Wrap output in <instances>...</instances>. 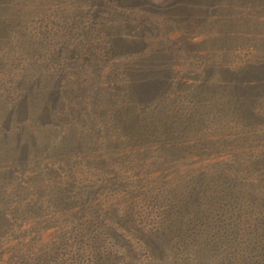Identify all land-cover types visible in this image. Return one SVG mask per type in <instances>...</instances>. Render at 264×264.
I'll return each mask as SVG.
<instances>
[{
    "label": "trees",
    "instance_id": "16d2710c",
    "mask_svg": "<svg viewBox=\"0 0 264 264\" xmlns=\"http://www.w3.org/2000/svg\"><path fill=\"white\" fill-rule=\"evenodd\" d=\"M133 11L175 29L209 21L223 39L203 50L170 32L178 58L149 45L157 28ZM81 69L98 105L116 95L112 144L91 145L94 113L57 127ZM106 69L117 77L103 83ZM260 179L264 0H0V239L18 235L0 264H264V185L246 206L232 186Z\"/></svg>",
    "mask_w": 264,
    "mask_h": 264
},
{
    "label": "rangeland",
    "instance_id": "374dc122",
    "mask_svg": "<svg viewBox=\"0 0 264 264\" xmlns=\"http://www.w3.org/2000/svg\"><path fill=\"white\" fill-rule=\"evenodd\" d=\"M148 3L157 6V7H162L165 5H168L170 3H172L174 0H145ZM221 13L223 12V9L220 8ZM124 16L126 18H128L130 21L133 20H140L143 19L146 21V23L151 26V24L153 25L152 28H157V32L153 33L151 35V37L149 38V45L151 47H155V48H161L163 50H165L168 54L178 57V58H184V52L182 50V48H180L174 41L173 39L168 38V34L170 33L171 37H174L177 32H182V33H196L194 40L200 41L202 40L203 42L200 44L203 50H209L212 46L213 43L218 44V42H221V39H223V37H210L208 36L211 32H212V26L210 25V22L207 21L205 22L203 25H198L197 23L189 20L186 21L182 24H178V26L175 29V26H172L171 24L165 23L163 21V18L160 14H156V15H150V14H144V13H139L137 11H133V12H128L126 14H124ZM226 22V21H225ZM216 24H219L221 27L225 26L224 21H222V23L220 24V22H216ZM232 24V23H230ZM234 25V24H233ZM232 25V26H233ZM231 26V28H232ZM214 28V27H213ZM214 30V29H213ZM214 36V35H213ZM210 38V39H209ZM207 39V40H206ZM97 48V53L100 57L105 56V50H106V45L104 43V41L102 39H100L97 42V46L95 47ZM208 60H212L211 58H209ZM213 61V60H212ZM179 64V63H177ZM185 64L186 65H192L193 64L190 63V61H186L185 60ZM176 68L178 70H181L180 65L177 66ZM110 69H106L104 72L105 76H104V81L101 79L100 82H108L109 80H114L115 77L117 76H113V73L109 72ZM80 73L76 76V78H74L72 80V86H73V90L72 93L69 95L68 97V106L71 108L72 113L66 114L62 121L58 124L57 127L59 128H63L65 126H69V124L73 123L74 121L78 120L79 122L82 123V126H86L88 124L89 127V123L87 122L90 117L87 116L88 113H94L93 118H95V120H97L98 122H100V124L102 125V129L103 131L100 132L102 136L101 140H96L95 142H93L91 145L94 147H98V146H102V143L105 142H110L111 140L109 139L110 137H114L116 136V132L110 127L111 126V115L113 114L115 108L113 106H115V103L117 101L116 99V95L114 94H108L109 99L108 101H104L102 103H100L99 105L96 103V99H94V91L91 88V84L88 85L86 83V81H82V78L85 77L86 78H90V72L87 71L86 69H81L79 71ZM93 76L91 75V78ZM95 79V76H94ZM98 83V82H96ZM94 83V84H96ZM99 91V90H98ZM97 91V92H98ZM82 93V94H81ZM86 95V100H82L80 95ZM92 98V100H91ZM97 134V133H95ZM87 138L89 140H93L95 139V135L90 134L89 136H87ZM87 139V141H88ZM113 147V145H112ZM232 147L234 148V151H239L241 150L237 145L232 144ZM236 148V149H235ZM113 149V148H112ZM121 153L124 152V149H121ZM243 154V153H240ZM123 155V154H122ZM231 156V155H229ZM121 157L119 156V158H114V157H110L108 159V162L111 164V166H113V168H115L117 171L120 170V172L122 171V169H124L126 166H122V162H121ZM205 160H198L196 161V166L198 170H201L203 167ZM227 162H232V160L230 161H226L224 163ZM216 167V166H215ZM218 168H220L224 173H227L228 176L232 177L233 179H238L240 176L239 173L232 172V169L230 168H221V166H218ZM260 174L259 171L255 170L253 171V176L256 177V175ZM234 181V180H232ZM253 180H250V183ZM254 183V181H253ZM235 185H239L238 187L233 188V190H235L233 192L234 196L236 198H238L239 200H241L243 205H252L253 201L256 200L257 196L255 197L254 194L250 193L251 189L250 187L254 186V188L260 189V187H262L264 185V181L263 180H259L256 184H248L247 186L249 188H246V185H241V184H232V186ZM241 186H245V187H241ZM260 196L263 195L264 196V191H259ZM236 203H238V200L236 201ZM13 233V234H11ZM30 234V233H29ZM17 237L18 235L12 230L7 238L1 240L0 239V248L2 245L7 246L8 243L10 242L12 237ZM37 239V238H36ZM45 241V240H44ZM35 246H40L42 247L44 243L39 242V240H35L34 241Z\"/></svg>",
    "mask_w": 264,
    "mask_h": 264
}]
</instances>
